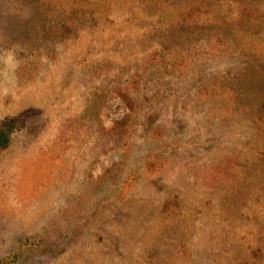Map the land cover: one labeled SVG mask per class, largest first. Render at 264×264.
<instances>
[{
	"label": "rangeland",
	"instance_id": "obj_1",
	"mask_svg": "<svg viewBox=\"0 0 264 264\" xmlns=\"http://www.w3.org/2000/svg\"><path fill=\"white\" fill-rule=\"evenodd\" d=\"M242 1L200 0V26L240 30ZM149 2L0 0L3 28L8 9L32 16L28 37L0 29V124L16 126L0 151V264H264L250 258L264 254V190L250 188L234 215L222 202V168L237 172L251 152V117L224 123L219 99L202 93L228 84L241 109L256 81L240 76L246 64L205 46L186 70L143 74L139 66L163 52L151 41L160 24ZM251 4L264 15V3ZM124 92L139 110L117 144ZM151 155L166 162L160 173L149 171Z\"/></svg>",
	"mask_w": 264,
	"mask_h": 264
},
{
	"label": "trees",
	"instance_id": "obj_2",
	"mask_svg": "<svg viewBox=\"0 0 264 264\" xmlns=\"http://www.w3.org/2000/svg\"><path fill=\"white\" fill-rule=\"evenodd\" d=\"M200 0H150L149 6L152 5V10H156L152 17L158 19L160 26L155 30L156 36L153 40L158 39L159 45L162 48L161 53H156L150 57L144 64L139 66V71L143 74L154 68L159 67L168 71L180 69L186 70L190 62L200 55L202 47L209 49L211 56L223 58H235L237 61L246 64L240 76H249L255 79L256 83L249 90L252 100L249 104H245L243 108L241 101L243 95L238 89L233 92L228 87V84L218 86L216 91L209 88L203 93L204 97L210 99H219L218 107L224 114V123H230L232 119L243 112L248 117H251L252 129L254 131L251 152L245 160L244 165L239 167V170L233 172L231 162L228 163V169L222 168V171L228 173V200H223L228 204V214L234 215L239 211L236 210L238 203L243 200L248 190L253 186H260L264 190V15L254 10L252 2L257 4L264 3V0H249L242 1L241 5V29L230 31L226 27H201L199 24L202 10L198 2ZM14 6V2L11 3ZM169 11L173 13L169 14ZM3 11H0V17ZM20 14H14L11 10H7L4 16V21L8 23L6 28L0 26L2 30H21L19 37L29 36V29L32 16L30 18H20ZM68 30L64 23L61 25V30L58 33L60 38L64 37L63 31ZM170 48L171 55L170 63H166L165 53ZM143 75L138 74L136 80L132 83L135 93L138 92V87L141 84ZM122 100L127 106L129 114L121 122H117L111 131V137L115 139L117 144L126 141L130 134V122L132 117L138 112L139 104L132 98L130 92L122 94ZM16 126L13 122L6 120L0 124V151H6L12 144V136ZM153 154V153H152ZM149 171L151 174L160 173L166 162L158 155H151L147 160ZM228 202V203H227ZM170 210L165 209V213L175 215L176 208ZM59 235V234H58ZM184 236L186 234L184 233ZM188 240L184 242L182 256L189 263L193 257V248L188 246ZM44 249V246H41ZM235 246H232L230 237L228 236V259L234 255ZM250 258L253 261H263L264 254L259 249H253L250 253ZM236 261V260H235ZM232 260L228 261V264ZM193 264V263H190ZM249 264V262H243Z\"/></svg>",
	"mask_w": 264,
	"mask_h": 264
}]
</instances>
